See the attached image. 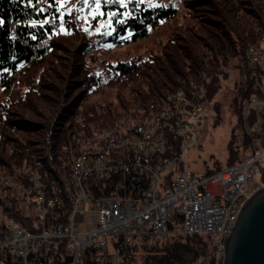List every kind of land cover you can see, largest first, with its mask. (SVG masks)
<instances>
[{
    "label": "trees",
    "instance_id": "1",
    "mask_svg": "<svg viewBox=\"0 0 264 264\" xmlns=\"http://www.w3.org/2000/svg\"><path fill=\"white\" fill-rule=\"evenodd\" d=\"M66 1L0 0V175L13 165L34 159L56 170L76 151L81 133L90 136L116 123L129 105L153 96L165 100L204 73L214 76L202 98H214L229 68L245 72L246 48L264 33V0H180L185 10L182 20H177L179 9L172 2L106 0L116 5L111 11L101 4L104 13L111 15L112 32L88 35L78 23L79 9L73 12V8L60 6ZM162 22L170 24L169 35L158 52L110 63L104 81L90 70L89 62L108 40L109 47L124 36L136 40ZM37 67L39 70L32 73ZM19 85L25 90H18ZM106 85L115 87L116 103L90 101L91 95ZM251 95L264 101L263 82L237 80L232 106L240 115ZM213 106L218 117L217 100ZM247 111L246 119L252 125L256 109L248 106ZM239 136L249 141L260 134L236 133L233 126L226 144L227 165L240 160ZM220 167L205 166L204 170ZM8 208L23 226L30 225L31 215L22 214L13 202ZM64 217L66 214L59 219ZM210 240L209 234L189 233L171 242L163 237L135 241L133 249L161 253L133 257L130 264H191L206 253L212 264ZM56 242L58 247L52 250L49 264H68L62 243ZM0 264L17 263L3 255Z\"/></svg>",
    "mask_w": 264,
    "mask_h": 264
},
{
    "label": "built area",
    "instance_id": "2",
    "mask_svg": "<svg viewBox=\"0 0 264 264\" xmlns=\"http://www.w3.org/2000/svg\"><path fill=\"white\" fill-rule=\"evenodd\" d=\"M245 61V80L262 81L264 33L246 48ZM212 78L204 73L172 91L164 109L147 101L131 119L90 138L88 150L76 149L61 163L62 181L36 159L13 165L10 176H0V256L17 264H49L59 240L68 264H130L152 253L133 249L135 241L204 233L211 237L213 264H224L231 215L264 184V145L255 136L236 163L209 172L188 167L185 152L200 147L199 101ZM259 101L251 95L246 103ZM10 191L28 196L34 210L28 227L9 211L17 204ZM83 209L96 211V224L79 230L84 221L76 214Z\"/></svg>",
    "mask_w": 264,
    "mask_h": 264
},
{
    "label": "rangeland",
    "instance_id": "3",
    "mask_svg": "<svg viewBox=\"0 0 264 264\" xmlns=\"http://www.w3.org/2000/svg\"><path fill=\"white\" fill-rule=\"evenodd\" d=\"M74 1L78 0H73L72 2ZM145 1L151 4L172 2L173 5H175L179 9V15L177 20H182V16L185 13V10L181 5L180 0ZM72 2L70 0H67L66 2H61L60 6L66 7L67 10L73 8V12L79 9L77 15L79 18L78 23H80V26L82 27L86 35L95 32H103L105 34H110L112 32L111 15L110 13H104V8H101V4L105 3L111 11H115L114 7L116 5L114 2L98 0V8L97 0L92 2H88L86 0L84 1V3H79L78 1L75 4H73ZM169 26L170 24H168V22H162L157 26L151 27L149 30V34L142 38L132 40L124 36L122 42L120 41V43L111 45L110 47V41L108 40V45H104L103 48L97 51L95 57L92 59V61L89 62L90 70L94 71L95 73H98L101 76L102 81H104L106 78L105 70L107 69L110 63L114 64L118 61L128 60L135 56L146 57L150 52H158L161 43L169 35ZM57 54L61 55L62 52L58 51ZM38 68L39 67L35 68L32 73L38 71ZM212 76H214L213 73ZM237 80L241 82H246L245 74H242L239 69L229 68L226 75L221 77L220 79V86L215 94V97L208 98L204 96L202 99H200L199 109L202 117L199 123H196L195 127V130L198 132V135L200 137V147L190 148L186 150L185 156L189 168L204 170L205 166H226V144L230 135V129L233 126H235L236 133H241L242 130H244L260 134L262 145H264V103L259 101L250 105L247 104L246 101H244V107L241 111L242 115L235 111L232 106V101L235 94ZM262 81L264 83V77ZM1 87L2 84L0 85V94ZM18 90H25V87L23 85H19ZM213 100L218 101V117L214 110ZM90 101L109 102L115 104V87L106 85L102 91L92 94L90 97ZM248 106H253L256 109V120L252 125H249L246 119L248 114ZM2 127L3 124L0 120V128ZM237 143L240 144L239 158L241 159V157L246 152V146L248 145L249 141H247L246 139L244 140L241 136H239L237 138ZM262 164L264 165V156ZM9 195H13L15 197L17 201L16 208L21 210L23 214L28 215L33 213L34 210L30 206L29 198L23 191H10ZM81 216H83L84 222L78 226L79 230L89 229L95 226L97 218L96 211H89L88 209H83V212H77L76 218L79 219L81 218ZM174 240L178 239H166V241L170 242ZM142 251H146V249H142ZM149 251L152 253H144V255H155L161 253L160 250ZM213 256L214 255L212 248V259ZM209 261L210 256L208 255V253H206L205 255H199L198 257H196L191 264H210Z\"/></svg>",
    "mask_w": 264,
    "mask_h": 264
},
{
    "label": "water",
    "instance_id": "4",
    "mask_svg": "<svg viewBox=\"0 0 264 264\" xmlns=\"http://www.w3.org/2000/svg\"><path fill=\"white\" fill-rule=\"evenodd\" d=\"M224 264H264V185L239 210L225 238Z\"/></svg>",
    "mask_w": 264,
    "mask_h": 264
},
{
    "label": "bare ground",
    "instance_id": "5",
    "mask_svg": "<svg viewBox=\"0 0 264 264\" xmlns=\"http://www.w3.org/2000/svg\"><path fill=\"white\" fill-rule=\"evenodd\" d=\"M255 44L256 43L251 44V45H255ZM150 100H153V109H164L165 100H163V99H155V96H153V97H150L149 99H147L144 102H139V103H136V104H133V105L129 106L125 110L122 118L120 120H118V121L131 119V113L138 112V110L141 109L143 107V105H145L147 103V101H150ZM114 124H116V123H114ZM114 124H112L110 126L102 127V128L98 129L96 132H94V134H92L90 136H84L81 133V135L78 137L79 145L77 147V150H88L89 145H90V138H97V137H99V134L108 133V128H111V126H114ZM37 162L40 163V165L43 166V169L47 170L48 173H51V176H53V180L62 181V174L59 173V169L58 168L56 170H50L49 168H46L42 164V162L40 160H37ZM11 173H12V168H11V170L9 172H7L5 174H1L0 176H10ZM263 185L264 184H259L257 187H255V190L257 188H259L260 186H263ZM237 214H238V212H235V213H233V215H231V224H234V221L236 219ZM152 240H154V239H152Z\"/></svg>",
    "mask_w": 264,
    "mask_h": 264
},
{
    "label": "snow or ice",
    "instance_id": "6",
    "mask_svg": "<svg viewBox=\"0 0 264 264\" xmlns=\"http://www.w3.org/2000/svg\"><path fill=\"white\" fill-rule=\"evenodd\" d=\"M29 2H30V0H29ZM37 2H39V0H37ZM117 2H120V3H123V0H117ZM153 6H155V5H153ZM99 7V2H98V0H97V8ZM112 15H115V13H113ZM0 23H2V21H0ZM6 71V70H5Z\"/></svg>",
    "mask_w": 264,
    "mask_h": 264
}]
</instances>
